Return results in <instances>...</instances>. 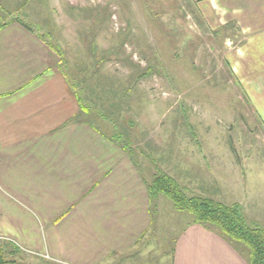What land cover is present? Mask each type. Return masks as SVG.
<instances>
[{"label":"rangeland","instance_id":"374dc122","mask_svg":"<svg viewBox=\"0 0 264 264\" xmlns=\"http://www.w3.org/2000/svg\"><path fill=\"white\" fill-rule=\"evenodd\" d=\"M16 19L56 50L83 116L149 184L169 177L186 198L237 206L264 229V128L226 62L236 33L207 32L188 0H0V23ZM152 203L166 253L193 216L163 194ZM0 245L11 264H56Z\"/></svg>","mask_w":264,"mask_h":264},{"label":"crops","instance_id":"0c3cea01","mask_svg":"<svg viewBox=\"0 0 264 264\" xmlns=\"http://www.w3.org/2000/svg\"><path fill=\"white\" fill-rule=\"evenodd\" d=\"M188 1L207 32L238 35L226 62L264 128V0ZM8 23L0 29V241L56 264H248L244 249L192 221L169 252L154 245L143 167L83 116L56 50Z\"/></svg>","mask_w":264,"mask_h":264},{"label":"trees","instance_id":"16d2710c","mask_svg":"<svg viewBox=\"0 0 264 264\" xmlns=\"http://www.w3.org/2000/svg\"><path fill=\"white\" fill-rule=\"evenodd\" d=\"M15 22L30 30L29 26L21 20L16 19ZM8 24L0 23V29ZM50 47L53 49L51 45ZM81 109L83 111L85 107L82 105ZM148 191L150 200L153 201L155 194H163L177 210L191 214L194 224L215 230L222 238L233 244H242L246 249L248 264H264V229L248 227L237 206H226L210 199L198 197L186 198L177 184L165 176L154 180L148 186ZM11 263L6 259L5 251L0 245V264Z\"/></svg>","mask_w":264,"mask_h":264}]
</instances>
